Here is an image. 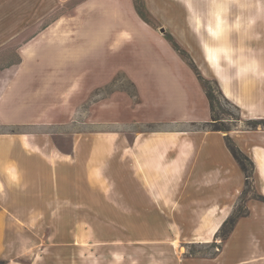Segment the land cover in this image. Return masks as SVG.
I'll return each mask as SVG.
<instances>
[{
	"label": "crops",
	"instance_id": "obj_1",
	"mask_svg": "<svg viewBox=\"0 0 264 264\" xmlns=\"http://www.w3.org/2000/svg\"><path fill=\"white\" fill-rule=\"evenodd\" d=\"M65 1L0 0V264H70L68 250L38 248L69 244L68 237L43 238L22 231L37 227L31 213L62 211L83 213L82 225L86 211L124 213L115 220L117 227L141 228V236H95L96 243L124 245L94 251L93 259L99 258L95 264H219L232 242H240L238 248L245 253L228 264H264V201L253 195L244 200L247 213L236 219L214 256L184 257L177 247L215 241L243 191L245 174L226 136L251 159L253 188L264 196V128L212 129L211 105L199 79L159 36L160 44L139 47L140 62L120 65L135 85L138 102H116L113 95L110 118L98 116L97 130L89 135L71 132V85L85 84L90 72L91 79L99 81L102 72L118 67L101 59L100 31L98 39L87 37L86 11L89 15L101 11V2L108 4L119 37L137 27L149 32L151 26L129 0H82L73 13L54 18ZM232 1L212 2L206 14L209 38L199 21L193 22L194 29L205 66L224 97L238 107L240 122L264 119V55L257 50L261 46L264 51V44L255 37L256 25L264 24V10L255 5L254 17L233 22ZM241 24L253 25L248 34L253 35L254 52H242L227 36L235 26L242 29ZM70 51H77L76 61L65 59ZM89 52L94 53L93 70L85 69ZM54 117L64 120L55 123ZM123 120L143 128L114 126ZM55 131L69 136L66 147L57 144ZM87 182L94 189L93 207L87 205ZM134 213H141L140 220L133 219ZM154 229L164 231L154 235ZM78 239L85 243V237ZM135 239L142 245L133 246ZM144 244L159 246L151 252ZM77 254L78 264H85L86 252Z\"/></svg>",
	"mask_w": 264,
	"mask_h": 264
},
{
	"label": "rangeland",
	"instance_id": "obj_2",
	"mask_svg": "<svg viewBox=\"0 0 264 264\" xmlns=\"http://www.w3.org/2000/svg\"><path fill=\"white\" fill-rule=\"evenodd\" d=\"M81 1L82 0L65 1L55 9L54 18L62 12L68 11L69 13H73L74 8ZM213 1L214 0H129V3L133 6L134 11L151 26V30L146 32L145 30L137 27L136 30L134 29L133 31L127 33L126 36L122 37L118 36V23L113 19L112 13L107 10L108 4L101 2V11L98 8L96 11L90 12L89 15L88 11H86L87 15L84 24H86L85 30L87 32V37L89 35L91 38L97 37L98 39L100 31L102 45L101 59L111 63H117L118 67L113 68V72H109L107 74L102 72L99 80L100 82L97 79H91L93 72H90L86 75V80L88 81L85 82V84L74 83L71 85L72 90H70V107L71 109H74L72 110V114L69 118L71 132L85 131L87 135H89L90 132L97 130L98 127H96L97 123L95 122L97 119L101 120L98 116L101 117L102 115L103 118H101L103 120L104 118H110V107L112 102L111 96L113 95V101L116 102H123L124 99H127L128 101L130 100L132 105L138 102L139 98L136 93L135 85L124 71V68H121L120 65L124 64L125 66L127 64L131 65L134 62H140L143 57L138 52L139 47L145 45L154 46L158 44L159 36L163 37L166 42L169 43V45L179 54V56L191 66V69L197 78L198 75H201V77L205 80L204 83L206 84V89L211 93L210 102L212 118H215V120L212 119L211 122L215 121L217 126L223 128H232L238 125L246 129L251 128L247 124L253 122L254 120H243V122H240L239 119H241V117L238 107L224 97L215 76L205 66L200 37L198 31L194 29L193 22L199 21L201 23V31L204 32V36L206 38H209L207 36L208 33L205 30L206 14L211 9ZM238 3L239 2L236 0L230 2V8L232 10L230 17L233 22L238 21V23H241V21L243 22L246 17H254L255 5L259 8V10H264V0H243L242 4ZM193 11L195 14H193ZM157 14H159L160 17H158ZM73 23L71 26L75 29L77 23ZM249 26L246 25L245 28H243L242 25V29H237L235 26L228 31L227 35L235 44V47H238L239 50L241 49L242 52L246 53H250L251 50L253 51V49H251L252 42H254L251 38L253 35L251 36V34H248V29H251L253 25L252 27L247 28ZM256 26H259L256 29V41L257 38H259L260 43L264 44V24L262 23V25ZM262 38L263 40H261ZM70 43L75 44L77 41H70ZM92 43L93 41L89 42V44ZM261 48V46L257 47V50H259L258 54L264 55V51L261 52ZM41 54L45 55V53ZM86 54L87 56L89 55V58H87V67H85V69H89L88 66H91V70H93L94 53L89 52ZM96 55L97 54H95V56ZM60 57L61 55L59 54L57 58L60 59ZM65 59H68L69 61H76L78 59L77 51H70L69 53H66ZM13 62H18L17 56L13 58ZM88 63L92 65H89ZM8 75L9 74L7 73L4 78L7 79ZM104 76L107 77L106 81L102 78ZM203 90L205 92L204 88ZM76 95H80V98H72V96ZM58 102L59 101L54 98V103L57 104ZM63 120L64 119L61 117H54L55 123H60ZM122 122L125 123H118L114 126H116V128L129 131H135L143 128L131 121L123 120ZM105 123L109 124L111 122ZM105 123H103V125ZM257 127L264 128V123L258 124ZM104 128L106 127H103L102 129ZM58 132L60 131H55V141L60 147L64 148L69 143V136ZM246 164L251 171L250 165L248 163ZM86 192L89 194L86 199L87 205L93 207L95 203L93 197L94 189L92 184L90 185L88 182ZM254 193H256V191L253 188L251 176V185L246 188V191H244L243 194L241 193L233 211L237 213L239 208L243 209L246 197L252 196ZM140 214L141 213H134L133 219L140 220ZM123 216L124 213L86 211L84 213L85 224L82 225L81 220L83 213L67 211L49 213L37 212L31 213L32 223H37V227H25L22 231L23 234L36 235L43 238L68 237L70 240L69 244H39L38 248L42 249L53 247V251L55 252H65L68 250L70 252V264H78V262L82 263L81 260H79V257L81 256H78L77 252L80 251L81 253L85 251L87 255L85 264H95L99 263V258L98 260L93 259L94 251L107 252L110 251L111 248L115 250L116 246H124L122 244L110 245L96 243L93 239L95 236L105 239L104 237L116 235H142L141 228L136 227L135 224L134 227L132 226L130 228L117 227L115 220L119 217L122 218ZM233 226L234 224L231 229H233ZM226 229L228 230V226L224 230L227 231ZM163 231L164 229H154L151 234H162ZM222 233H220V235ZM78 237H85V243L79 241ZM216 238L217 239L215 241L209 243H177V247L180 248L184 257H211L214 256L223 246V239L221 236H217ZM137 241V239L134 240L133 246L142 245L136 244L139 243ZM180 244L181 246L179 247ZM239 244L240 242H232L229 244L226 252L224 253V257L220 260L222 264H228L230 261L235 259L236 255H244L245 251L242 248H238ZM144 245L150 246L151 252L159 246V244ZM83 248L85 250H83ZM139 250H141V248ZM102 262L104 263V261Z\"/></svg>",
	"mask_w": 264,
	"mask_h": 264
},
{
	"label": "trees",
	"instance_id": "obj_3",
	"mask_svg": "<svg viewBox=\"0 0 264 264\" xmlns=\"http://www.w3.org/2000/svg\"><path fill=\"white\" fill-rule=\"evenodd\" d=\"M198 79L200 80L203 88L205 89V94H206V96H207V98L209 100V103L211 105V102H210L211 93L206 89V84L204 83L205 80L203 79V77H201V75H198ZM212 119L215 120V118H212ZM260 123H264L263 119H255L253 122L248 123L247 125L249 127H251V128H254ZM209 125H210V127L212 129H215V130H223V131H225V130L229 129V128H223V127L217 126L215 124V121L210 122ZM225 141H226V145L229 148L231 154L233 155V157L235 158V160L237 161V163L239 164V166L241 167V169L243 170V172L245 174V184H244V188H243V192H242V194H243L244 191H246V188H248L251 185V176H252V171H253V163H252L251 159L246 154H244L235 145V143L232 141V139L230 137L226 136ZM246 163H248L250 165L251 171L248 168ZM253 196L256 197L257 199H260V200L264 201V196L263 195H260L258 193H254ZM243 207H244L243 209L239 208L237 213H235L233 211L228 216V218L222 223V225L220 226L219 230L217 231V233H216L217 236H221V238L223 240H225L227 238V236H228V234H229V232H230V230L232 228V225L234 224V222L237 219V217L243 216V215H245L247 213L246 206L244 205ZM227 226H228V230L226 229L227 231H225L224 229ZM220 233H222V234L220 235ZM0 263H1V261H0Z\"/></svg>",
	"mask_w": 264,
	"mask_h": 264
}]
</instances>
